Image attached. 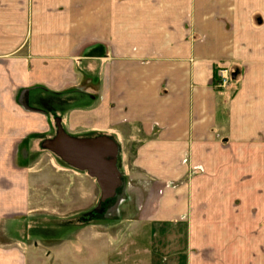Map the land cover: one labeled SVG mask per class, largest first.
<instances>
[{"label": "crops", "instance_id": "crops-1", "mask_svg": "<svg viewBox=\"0 0 264 264\" xmlns=\"http://www.w3.org/2000/svg\"><path fill=\"white\" fill-rule=\"evenodd\" d=\"M258 1L253 24L251 3L239 0H0V264L90 257L67 246L63 263L58 248L30 244L29 158L49 153L100 193L95 177L41 146L56 136V119L71 137L107 136L123 154L133 147L126 174L148 185L132 220L150 224L131 233L137 260L144 252L146 264H264ZM223 67L235 77L219 87ZM117 187L122 197L99 194L74 222L121 205L127 188ZM141 237L145 248L135 246Z\"/></svg>", "mask_w": 264, "mask_h": 264}, {"label": "rangeland", "instance_id": "rangeland-1", "mask_svg": "<svg viewBox=\"0 0 264 264\" xmlns=\"http://www.w3.org/2000/svg\"><path fill=\"white\" fill-rule=\"evenodd\" d=\"M239 2L243 5L244 2L246 5L251 3L253 11L251 15L252 22L253 24L258 23L259 1L239 0ZM104 6L106 7V5ZM227 73L229 75L228 70ZM228 75L227 84L232 80L230 75ZM219 80L220 76H218L217 85L220 83ZM129 147L127 154H123L122 149L118 148L115 156L120 183H123L127 188L125 193L127 199L122 201L123 203L116 208L111 207L107 214L103 215L102 220L96 218L87 223H75L74 221L77 220V215L80 211H85L89 206L97 202L96 200L100 194L99 190L95 189L94 185L89 186L86 184L83 186L82 181L76 178L72 180L69 170L59 168L56 161L62 166L65 165L55 157L53 158L49 153H40L29 158L28 163L32 169L28 209L29 215H31L29 236H35V239L31 240L30 244L32 245L36 241V237H38L39 239L37 238V240L41 242V244H38V248H41V250L55 251L58 248L60 254L55 252V258L63 263L66 262L69 256L67 255L68 252L62 254L67 246L79 247L82 250L88 249L87 253L90 254V257L80 256V259H87V264L89 259L91 260L89 264L150 263L149 256L144 252L140 254L139 260H137L138 256L133 253L132 249L134 246L131 233H140L142 236V233L149 231L150 224L132 220L134 217L137 218V201L140 199L143 189L147 187L148 182L140 179L139 176L136 177L135 181H132L127 176L126 167L130 164L133 148L132 146ZM128 182L131 185H128ZM83 189L86 193H84ZM114 194L113 198H117L119 194L122 197L121 189L115 188ZM112 204L113 202H109V205ZM136 241H139V245L135 244V246L141 248L148 246L146 237H141V239ZM122 249L124 251L123 261L119 263V258H117L119 255L117 256L116 252L118 253ZM42 257L43 260L46 259L45 255ZM77 259L75 260L76 264H83ZM47 264H52V262L48 261Z\"/></svg>", "mask_w": 264, "mask_h": 264}, {"label": "water", "instance_id": "water-1", "mask_svg": "<svg viewBox=\"0 0 264 264\" xmlns=\"http://www.w3.org/2000/svg\"><path fill=\"white\" fill-rule=\"evenodd\" d=\"M235 73H231V78ZM56 136L42 142L41 146L54 152L64 162L78 169L86 170L95 177L100 188L101 199L114 194L120 183L119 171L115 164L117 145L107 137L74 138L66 134L56 119Z\"/></svg>", "mask_w": 264, "mask_h": 264}, {"label": "built area", "instance_id": "built-area-1", "mask_svg": "<svg viewBox=\"0 0 264 264\" xmlns=\"http://www.w3.org/2000/svg\"><path fill=\"white\" fill-rule=\"evenodd\" d=\"M218 75L220 76V80H219L220 83H218V86L219 87L226 86V84H227V75H228L227 70H225V68H220L218 70Z\"/></svg>", "mask_w": 264, "mask_h": 264}]
</instances>
